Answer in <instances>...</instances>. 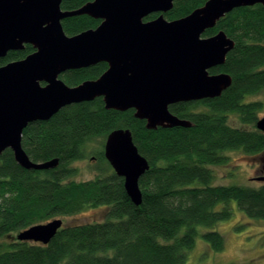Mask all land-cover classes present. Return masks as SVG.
<instances>
[{
    "label": "trees",
    "instance_id": "obj_1",
    "mask_svg": "<svg viewBox=\"0 0 264 264\" xmlns=\"http://www.w3.org/2000/svg\"><path fill=\"white\" fill-rule=\"evenodd\" d=\"M90 1L62 0V9L75 10ZM207 1L176 0L165 18L186 17ZM100 23L78 16L65 19L63 27L73 36ZM221 30L236 44L226 63L211 74L228 73L232 85L219 98L170 107L192 127L148 130L134 110H107L99 98L65 107L49 121L24 130L22 144L29 157L35 162L58 158L56 169L29 171L16 163L11 150L0 155V239L89 209L106 213L104 221L64 224L48 245L18 239L0 243V264H186L201 227L210 229L201 234L209 248L217 253L224 250L225 238L215 228L233 218L234 202L247 218L264 220V183L216 185L214 172L228 164V152L264 153V133L256 127L264 100H252L264 93V6L234 10L204 37ZM34 51L29 45L10 53L6 62L22 60ZM107 69L106 63H100L62 77L76 86L98 79ZM231 116L243 127L230 125ZM118 128L132 131L135 145L150 164L140 180V206L131 201L124 179L110 164L108 175L69 180L74 172L69 165L87 157L88 144L100 138L106 141ZM100 155L104 158V151Z\"/></svg>",
    "mask_w": 264,
    "mask_h": 264
},
{
    "label": "water",
    "instance_id": "obj_2",
    "mask_svg": "<svg viewBox=\"0 0 264 264\" xmlns=\"http://www.w3.org/2000/svg\"><path fill=\"white\" fill-rule=\"evenodd\" d=\"M176 0H92L63 10L62 0H0V59L11 51L34 52L0 67V155L11 150L29 171L56 169L58 158L33 161L23 148L24 130L46 122L63 108L102 98L107 110H134L148 130L192 127L171 106L216 99L230 88L232 77L211 70L226 63L235 41L221 30V19L236 9L264 6V0H208L186 17L167 20ZM152 15L156 18L146 20ZM88 16L101 23L77 35L66 34L63 21ZM106 63L94 80L76 86L61 76ZM256 127L264 133V117ZM104 156L136 205L143 202L140 180L150 169L130 129L118 128L106 138ZM264 182V177L258 178ZM64 226L62 219L33 225L16 238L48 245Z\"/></svg>",
    "mask_w": 264,
    "mask_h": 264
},
{
    "label": "rangeland",
    "instance_id": "obj_3",
    "mask_svg": "<svg viewBox=\"0 0 264 264\" xmlns=\"http://www.w3.org/2000/svg\"><path fill=\"white\" fill-rule=\"evenodd\" d=\"M252 100H264V93L253 97ZM262 117H264V113L259 114V118ZM229 123L233 127H243L236 116H231ZM246 129H253V126H247ZM104 145L105 140L102 138L89 143L86 148L87 157L69 165V168L74 171L69 180L89 181L100 174L111 173L108 161L100 155V152L104 151ZM226 155L229 158L228 164L214 168L216 185L244 184L259 187L264 183L257 180L258 177H264V172H261L264 166V153L250 156L241 151H234L228 152ZM232 205L233 218L219 223L215 228L225 238L224 250L219 253L213 252L201 235L210 229L201 227L196 246L189 253L186 264H264V220L247 218L238 208L236 202ZM105 215L106 213L102 209H89L76 216L61 217L60 219L65 225L91 223L104 221ZM16 242V236L9 240L0 239V243Z\"/></svg>",
    "mask_w": 264,
    "mask_h": 264
},
{
    "label": "flooded vegetation",
    "instance_id": "obj_4",
    "mask_svg": "<svg viewBox=\"0 0 264 264\" xmlns=\"http://www.w3.org/2000/svg\"><path fill=\"white\" fill-rule=\"evenodd\" d=\"M27 46H29V45H27ZM27 46H26V47H27ZM26 47H25V48H26ZM13 52H20V51H11V52L8 53V55H7L5 58L0 59V62H2V63L0 64V67H1V66H5V65H7L8 63H11V62H15V61H19V60H20V59H19V60H12V61H8V62H6V60H7L8 56H9V54H10V53H13ZM67 73H68V72H67ZM67 73H65V74H67ZM65 74H63V75H65ZM63 75H62V76H63ZM62 76H61V78H62ZM261 170H262V171H261ZM261 170H260V171L263 173V172H264V166H263V169H261ZM258 178H259V177H258Z\"/></svg>",
    "mask_w": 264,
    "mask_h": 264
}]
</instances>
